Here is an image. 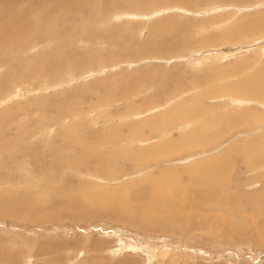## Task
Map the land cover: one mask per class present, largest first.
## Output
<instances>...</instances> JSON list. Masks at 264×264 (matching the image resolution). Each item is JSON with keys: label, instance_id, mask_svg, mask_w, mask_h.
I'll return each instance as SVG.
<instances>
[{"label": "rangeland", "instance_id": "1", "mask_svg": "<svg viewBox=\"0 0 264 264\" xmlns=\"http://www.w3.org/2000/svg\"><path fill=\"white\" fill-rule=\"evenodd\" d=\"M54 1H46L30 20L20 15L26 11L24 1L19 3L22 9L12 6V11L8 9L0 18V29L14 22L32 27L31 40L23 53L19 44L9 36L5 38L8 42L4 41L5 35L0 33V264H264V166L254 172L247 168L251 165L245 159L252 161L250 158L234 156L235 147L252 141L258 144L251 148L253 151L264 152V101L228 97L223 78L219 77L227 69H234L230 81L236 83L264 67V31L253 30L238 38L237 31H232L242 22L264 17V0H172L167 4L165 0H154L153 3L163 5L145 6L144 13L131 12L135 5L132 0H81L78 7V1L74 4L64 0L60 6L51 4ZM67 4L75 14L60 17L57 11L53 28H45L43 20L49 18L50 10ZM163 21L170 23V33L178 31L180 50H155L165 38ZM149 49H153L152 55L145 53ZM80 60L82 66L78 65ZM42 73L46 76L44 81ZM110 92L115 94L108 106L97 103L98 98L105 99ZM212 93L214 97H210ZM185 102L193 103L188 105L192 107L190 112L177 113L181 115L177 122L164 127L160 116ZM227 113L244 115L245 125L225 132L222 122ZM102 117L112 126H104ZM212 117L221 118V122L214 127L203 126ZM118 119L130 122L121 123ZM74 125L81 133H71ZM159 128L167 132L157 135L154 132ZM193 130L201 139L210 135L218 138L203 147H179L165 156L167 160L163 156L153 157L154 160L144 157L148 149L152 156L160 155L163 142L177 141ZM64 133L82 135L102 160H86L88 153L77 147L59 151L63 142L58 136ZM113 133L122 139L118 148L111 147L109 153L100 147L105 144L103 139ZM132 139L134 144L130 145ZM139 153L143 154V162L138 166L132 158ZM223 155L227 161L221 163L222 170L232 189L222 197H255L262 205L231 201L234 209L228 211L217 209L215 201L197 212L188 206L201 195L196 192L192 199V195H185L186 187L181 190L167 184V189L162 184L161 189L158 187V209L149 207L147 199L145 204L136 206L147 212L132 206L131 200L138 196L147 195L149 199L150 186L144 182H155L153 175L170 169L169 172H179L182 184L187 185L188 180L194 179L188 175L192 166L207 165ZM92 169L96 170L95 175ZM209 171L196 178H220V172L214 175ZM107 186H126L125 195L131 205L125 208H132L134 216L124 213L133 219L132 223L113 214L82 216L73 209L71 199L78 188L96 190ZM119 197L120 192L116 198L122 202ZM4 204L8 206L3 207ZM73 205L77 207L74 202ZM164 222L169 224L166 229L162 227Z\"/></svg>", "mask_w": 264, "mask_h": 264}, {"label": "bare ground", "instance_id": "2", "mask_svg": "<svg viewBox=\"0 0 264 264\" xmlns=\"http://www.w3.org/2000/svg\"><path fill=\"white\" fill-rule=\"evenodd\" d=\"M20 1H24L25 3H24V5H22L23 6V9L25 8L26 9V11L23 13V14H20L24 19H28L29 18V20H30V17L32 18L33 16H37V14L38 13H36V11H38V9H39V7H41V6H43L44 4H45V2L46 1H49V0H0V18H1V16H4L5 14H6V12H7V10L9 9H11V11H12V6H15L17 9L20 7L21 8V6H19V3H20ZM36 1V3L34 4L33 2H35ZM51 1V0H50ZM76 1H78L77 2V4L75 5V7H78L79 6V2L81 1V0H70V2H72V3H76ZM83 1V0H82ZM166 1V4L167 3H169L170 1H172V0H165ZM183 1H185V0H183ZM64 2V0H61L60 2H57L56 3V0L54 1V2H52L51 4H55V5H58V6H60V5H62V3ZM69 2V3H70ZM91 2V1H90ZM128 2V1H127ZM154 2V0H132L131 1V3H135V5L131 8V12H134V13H144L143 12V8L145 7V6H149V7H152V8H155L156 6H158V5H163V4H157L156 2V4L155 3H153ZM186 2H190V1H186ZM33 4L34 5H36L35 7H33ZM91 4V3H90ZM128 4H129V2H128ZM21 5V4H20ZM84 5V4H83ZM92 5V4H91ZM72 6L71 5H64V6H62V8H60L59 10H50L51 11V13L49 14V18H45V20H43L44 21V23H45V28L47 27V26H54V24L52 23V22H54L55 20V14L54 13H56L57 11L59 12V16L61 17L62 15L63 16H67V14H69V16H72V15H74L75 14V10H74V8H71ZM32 9V12H30V13H28V10L29 9ZM91 8V7H90ZM22 9V8H21ZM43 10H44V12L47 10V9H44V8H42ZM79 10H80V8H79ZM120 11V10H119ZM130 10H128V12H129ZM39 12H40V10H39ZM43 12V11H42ZM12 13V12H11ZM16 13H18V12H16ZM10 14V13H9ZM124 14H125V11H124ZM89 15H91V14H89ZM128 15H130V13L128 14ZM93 16H94V14H93ZM17 17V16H16ZM15 17V18H16ZM44 16L42 15V18H43ZM91 17V16H90ZM19 18V17H18ZM20 19V18H19ZM23 19V20H24ZM39 19H41V18H39ZM90 19V18H89ZM11 20H14V19H11ZM11 20H9V21H11ZM21 20V19H20ZM95 19H93V21H94ZM5 21V20H4ZM28 21V20H27ZM18 22V21H17ZM30 22V21H29ZM5 23V22H4ZM12 23V22H11ZM22 23V22H21ZM26 23V22H25ZM91 23H93L92 21H91ZM1 24V23H0ZM6 24H8L7 22H6ZM162 25H163V28H164V34H163V36H162V38L165 36V38L164 39H162L161 40V44H160V46H158L157 48H155V50L156 49H161V50H163V51H168V52H174V51H177V50H180L181 48H182V45H180V43L182 44V42H179L178 43V40H179V35H178V31H176V32H174V31H172L171 33L169 32V29H171L170 27H169V25H170V23L168 22V21H163L162 22ZM139 26H141V25H139ZM84 27V26H83ZM86 27H87V25H86ZM182 27V26H181ZM180 27V28H181ZM53 28V27H52ZM219 28V27H218ZM40 29V28H39ZM95 29V28H94ZM177 30V29H176ZM253 30L254 31H257V32H261V31H264V17H261V18H259V19H255V20H252V21H247V22H242V23H240V24H238V25H236L234 28H233V30L232 31H237V35L235 36V37H237L238 38V36H241L242 34H245V33H252L253 32ZM36 31V30H35ZM92 31V30H91ZM95 31V30H94ZM30 32H32V27L31 26H21V24H20V22L19 23H16V22H14V23H12V24H10V25H8V26H5V27H3V28H1L0 29V33L1 34H3V35H5L4 36V41H7V40H5V38H6V36H9L10 38H11V40L12 41H15V43L16 44H19L20 45V51L23 53L25 50H24V48L25 47H28L27 45H28V40H31V35H30ZM87 32V31H86ZM35 33V32H34ZM89 33V32H88ZM255 33V32H254ZM227 34V33H226ZM65 36V35H64ZM249 36V35H248ZM250 36H251V34H250ZM182 37V36H181ZM260 37V36H259ZM114 40H116V39H114ZM177 41V42H173V43H171L170 41ZM8 42V41H7ZM212 42V41H211ZM234 42V41H233ZM6 43V42H5ZM141 43H142V41H141ZM206 43V42H205ZM18 45V46H19ZM189 45V43L187 44V46ZM191 45V44H190ZM196 45V44H195ZM1 46V45H0ZM139 48V47H138ZM137 49V48H136ZM151 50H153V49H149V50H147V51H145V53L146 54H149V55H152V52H151ZM232 51V50H231ZM2 52H4L3 50H2ZM40 52V51H39ZM189 52H192L191 50L189 51ZM17 53V52H16ZM15 54V53H14ZM137 54V53H136ZM176 54V53H175ZM189 54V53H188ZM125 55V54H124ZM123 55V56H124ZM139 55V54H138ZM199 55V54H198ZM120 56V55H119ZM5 57V56H4ZM140 57V56H139ZM197 57V56H196ZM8 58V57H7ZM6 58V59H7ZM140 59V58H139ZM146 59V58H145ZM1 60H2V58H1ZM259 61V60H258ZM246 63V62H245ZM44 65V64H43ZM46 65V64H45ZM44 65V66H45ZM78 65L79 66H82V63H81V60L78 62ZM84 65V64H83ZM82 68V67H81ZM222 69V68H221ZM237 69V72H239L240 70H241V68H240V70H239V67L238 68H236ZM260 69V68H259ZM258 69V70H259ZM239 70V71H238ZM213 71L214 70H212V75L215 73H213ZM233 71H234V69H231V70H226V71H224V72H222L223 74H221L219 77L220 78H223L222 79V83H224V90H225V93L227 94V96L228 97H234V98H239V99H244V100H253V101H264V67L261 69V70H259V71H256V73H254L253 74V76H250V77H248V78H246V79H244V80H241V81H239V82H236V83H234V82H232V81H230V78L231 77H234V75H233ZM191 73V72H190ZM208 73H210V72H208ZM192 74V73H191ZM199 74V73H198ZM207 74V73H206ZM176 75V74H175ZM174 75V77H176ZM189 75V74H188ZM197 75V74H196ZM195 75V76H196ZM208 75V74H207ZM173 76V75H172ZM181 76V75H180ZM186 76V75H185ZM185 76H183V78L182 79H185L184 77ZM202 76V75H201ZM214 76V75H213ZM22 77H24V79H26V75H22ZM168 77H170V76H168ZM199 77V76H198ZM197 77V78H198ZM204 77V76H203ZM202 77V78H203ZM208 77V76H207ZM41 78H43V81H44V79L46 78V76L42 73L41 74ZM170 78H173V77H170ZM193 78V77H192ZM196 78V77H195ZM202 78H201V80H202ZM210 78V77H209ZM175 80H176V78H174ZM181 79V77L179 78V80ZM199 79V78H198ZM218 79V76L216 77V79L215 80H217ZM178 80V79H177ZM194 80V79H193ZM204 80H205V78H204ZM204 80H202L203 82H204ZM208 80V79H207ZM211 80V79H210ZM172 80L170 79V82H171ZM183 81H186V80H183ZM182 81V82H183ZM190 81V80H189ZM206 81V80H205ZM173 82V81H172ZM200 82V81H199ZM117 83V82H116ZM193 83V82H192ZM191 83V84H192ZM209 83V82H208ZM181 84V83H180ZM206 85H208L207 84V82L205 83ZM174 85H176L175 84V82H174ZM188 85H189V83H188ZM210 85V84H209ZM205 86V85H204ZM193 87V86H192ZM207 88H208V86H207ZM214 88V87H213ZM112 89V88H111ZM116 88H114V90H115ZM197 89V88H196ZM202 89V88H201ZM204 90L206 89V88H203ZM185 90H186V88H185ZM196 91V90H195ZM188 92V91H187ZM197 92V91H196ZM192 93H194V92H192ZM203 93V92H202ZM208 93V92H207ZM211 93V92H210ZM115 93H113V92H110L109 94H106L107 96L105 97V99H103V98H98L97 100L99 101V102H97L98 104H104V105H109L110 104V100H111V97L114 95ZM195 94V93H194ZM197 94V93H196ZM195 94V95H196ZM186 95V94H185ZM219 95V93L217 94V96ZM173 96H175V95H169L168 97L170 98H172ZM177 96V95H176ZM193 96V95H192ZM197 96V95H196ZM206 96H208V95H206ZM221 96V95H220ZM205 97V96H204ZM210 97H214V95H213V93H212V95L210 96ZM186 98V97H185ZM202 98V97H201ZM222 98V97H221ZM141 99V98H140ZM184 99V98H183ZM188 99H189V97H188ZM195 99V98H194ZM207 99V98H206ZM233 100V99H232ZM186 101V100H185ZM210 102H211V100H210ZM63 104H65V103H63ZM189 104H193V103H184V104H178L176 107H174L169 113H164L163 115H161L160 116V118H161V121H163V126L165 127L166 126V124H167V126L168 125H170V124H175V122H177V118L179 117V116H181V115H178L177 113H180V112H187V111H189L192 107L191 106H188ZM250 104V103H249ZM66 105V104H65ZM254 105V104H253ZM60 107V106H59ZM208 109V108H207ZM199 111V110H198ZM206 111V110H205ZM190 112V111H189ZM203 111L201 110V113H202ZM195 113V112H194ZM199 113H200V111H199ZM87 114V113H86ZM142 114V113H141ZM187 114V113H186ZM192 114V113H191ZM198 114V113H197ZM196 114V115H197ZM256 114V113H255ZM88 115V114H87ZM135 115V114H134ZM150 115V114H149ZM200 115V114H199ZM45 116V115H44ZM136 116V115H135ZM182 116H184V115H182ZM198 116V115H197ZM203 116V115H202ZM145 117V116H144ZM148 117V116H147ZM185 117H189V115H185ZM257 117V116H256ZM135 118V117H134ZM190 118V117H189ZM202 118V117H201ZM224 118H225V121L224 122H222L223 123V125H224V131L225 132H230V131H233V130H235V129H237V128H239V127H242L243 126V124H244V115H242V114H236V113H227V114H225V116H224ZM80 119V118H79ZM200 119V118H199ZM253 119H255L254 117H253ZM104 120V121H103ZM114 120H117V119H114ZM119 121H122L121 119H118ZM179 120H180V118H179ZM185 120H186V118H185ZM4 121V120H3ZM2 121V122H3ZM44 121V120H43ZM102 124L104 125V126H106V125H111L112 126V124H110L109 123V121L108 120H105V119H103V117H102ZM187 121V120H186ZM185 121V122H186ZM189 121V120H188ZM251 121V120H250ZM262 121V120H261ZM130 122V120H125V121H122L121 123H129ZM201 122V121H200ZM221 122V118H217V117H212V118H210V119H207L206 121H205V123L203 124V126H210V127H214V126H217L219 123ZM193 123V122H192ZM198 123V122H197ZM195 124V123H194ZM114 125V124H113ZM115 125H119L118 124V122H116L115 123ZM192 125V124H191ZM245 125V124H244ZM74 126H76V125H74ZM195 126H196V124H195ZM199 126H201V125H199ZM30 127V126H29ZM264 127V126H263ZM78 129V127L76 126V127H74V131H72L71 133H73V134H75V132H77L78 134L79 133H81V132H78V131H80V130H77L76 131V129ZM133 128V127H132ZM119 128H117V130H118ZM196 130V129H195ZM195 130H193L192 132H190L189 134H187V135H184V136H182V137H180L179 139H177V141H173V142H169L168 143V140H167V142L165 141V142H163V143H165L163 146H161V147H159V148H161V150H160V155H157V156H152V151L151 152H149L148 153V151L149 150H151V149H148L147 151H144L145 153L147 152V154H146V156H144L146 159H148V160H154L153 159V157L154 158H156V157H159V156H163L164 158H165V156L166 155H170V154H172V153H174V152H176L177 150L176 149H178L179 147H186V146H196V147H203V145H205V144H207V145H209L211 142H213L214 140H216L218 137H216V135H210V136H207L206 138H204V139H201V137L200 136H197V134H196V132H195ZM264 131V130H263ZM141 132H143V130H141ZM162 129L161 128H159L156 132H154V133H156L157 135H160L161 136V134H162ZM167 131L165 130L163 133H166ZM31 134H34V133H32V132H30ZM22 134V133H21ZM24 134V133H23ZM29 134V133H28ZM106 134V133H105ZM118 133H113V134H111V135H109L110 137H106V138H104L103 140H104V145L103 146H101L100 148H104V149H106L109 153H110V149H111V147H116V148H118L117 147V144L121 141V139H118L117 138V135ZM151 134V133H150ZM27 135V134H26ZM30 135V134H29ZM49 135V134H48ZM77 135V134H76ZM128 135H130L131 136V133L130 132H128ZM147 135H148V131H147ZM153 135V134H152ZM183 135V134H182ZM252 135V134H251ZM254 135V134H253ZM28 136V135H27ZM33 136V135H32ZM38 136V135H37ZM189 136H191V137H193V138H191L190 139V141L188 140V139H186V138H188ZM13 137V136H12ZM24 137V136H23ZM36 137V136H35ZM58 138L63 142L62 143V146H61V148H59V146H58V150L59 151H61V150H69V149H74V148H79V150H80V152H82V153H90V155H86V156H84V158L86 159V160H90V159H93V160H95L96 162H100L101 160H102V158H101V156H99V154H98V152L94 149V146H93V144L90 142V141H88V140H86L85 138H83L82 137V135H80V136H73L72 134H60L59 136H58ZM135 138V137H134ZM249 138V137H248ZM259 138H261L262 139V136L261 137H259ZM259 138L257 139V140H259ZM23 139V138H22ZM36 139V138H35ZM41 139V138H40ZM46 139V138H45ZM24 140H26V138L24 139ZM170 141V140H169ZM252 141V140H251ZM46 142H48V141H46ZM132 142V143H131ZM148 143H150V141L148 142ZM167 143V144H166ZM41 144V143H40ZM48 144V143H47ZM122 144H124V143H122ZM128 144V143H127ZM130 145L131 144H134V140L132 139V140H130V143H129ZM138 144V143H137ZM256 144H257V142L256 141H252V142H249V143H246V144H244V145H241V146H238V147H235L234 149H235V154H234V156H237V154L238 155H240V154H242L243 156H244V159L245 158H250L252 161H247L246 159H245V161L248 163V164H250L251 166H249V167H247L249 170H251V171H254V172H259V168L261 167V166H264V157H262V155L264 156V154H262V153H264V152H261V153H258V152H255V151H253L251 148H256ZM44 145V144H43ZM53 145V144H52ZM262 145V144H261ZM40 146V145H39ZM42 146V145H41ZM40 146V147H41ZM45 146V145H44ZM139 146V145H138ZM141 146V145H140ZM257 146H258V144H257ZM263 146H264V144H263ZM46 147H47V145H46ZM156 147V146H155ZM166 147H172V149L171 150H164V148H166ZM158 148V149H159ZM132 149V148H131ZM141 149H142V147H141ZM44 150V149H43ZM46 150V149H45ZM57 150V149H56ZM136 150V149H135ZM134 150V151H135ZM157 150V149H156ZM156 150H154V152L156 151ZM207 150V149H206ZM257 150V149H256ZM41 151H42V148H41ZM129 151V150H128ZM131 151V150H130ZM260 151V150H259ZM0 152H2V151H0ZM7 152V151H6ZM132 152V151H131ZM141 152V151H140ZM142 152H143V150H142ZM143 152V153H144ZM3 153V152H2ZM46 153H47V151H46ZM96 153V154H95ZM117 153V152H116ZM145 153H144V155H145ZM155 153H157V152H155ZM112 154H113V152H112ZM135 154H136V152H135ZM134 154V155H135ZM2 156H3V154H1ZM0 155V156H1ZM7 155V154H6ZM142 156H143V154H141V153H139L138 155H135L133 158H132V160H133V162H135V163H137V165L139 166L142 162H143V160H142ZM191 156V155H190ZM9 157V156H8ZM51 157V156H50ZM167 157V156H166ZM42 158V157H41ZM44 158V157H43ZM52 159H53V157H51ZM170 158V157H169ZM9 159V158H8ZM144 159V158H143ZM166 159V158H165ZM204 159V158H203ZM207 159V158H206ZM1 160V159H0ZM11 160V159H10ZM43 160V159H42ZM157 160H158V158H157ZM157 160H155V161H157ZM167 160V159H166ZM240 160V159H239ZM3 161H5V160H3ZM46 161V160H45ZM48 161V160H47ZM126 161V160H125ZM131 161V160H130ZM145 161V160H144ZM165 161V160H164ZM206 161V160H205ZM208 161V160H207ZM210 161V160H209ZM227 161V158H226V156L225 155H223V156H221V157H218V158H214V160L213 161H211L210 163H208L207 165H203V166H201V164H200V167H197V168H194L192 165H190V166H192V169L190 170L189 169V171H190V173H188V175L190 174V177L192 178V175H193V180H188L189 181V184H187V185H183L182 184V180H181V178H180V176H179V172L178 173H176L175 171H173V172H169V171H171L170 169H167L168 171H166V172H163L161 175H158V176H156V177H154V175H153V179L155 180V182H151V181H146L145 180V182L144 183H146V186H148V184H149V186H150V189H149V194L151 195L150 197H149V199H148V197H147V195L145 196V195H143L144 197H137L134 201H132L131 200V203H132V206H134V208H136L137 210H141L142 212H147L146 210H143L141 207H136V206H140V205H142V204H145V202H146V199H147V203L149 204V207H152V208H154V209H158L157 208V205H156V201H157V195H158V193H159V191H158V187L159 186H161L162 184H164L166 187H167V184H172V185H174V186H176V188L177 189H179V188H181L182 186H184V187H186L185 188V190H184V193H186L185 195H187V193L189 194V195H192L191 196V198L193 199V196L195 195V193L197 192V194H199V195H201V197L199 196L198 198H196V200H192L191 198V200L192 201H190V204H189V206L188 207H193V208H195V210L197 211V212H199L202 208H206L208 205H210L211 203H214L215 201H216V204H217V209H226V210H231V209H234L233 207H231V201H233L234 202V204H238V203H240V202H244V203H246V205H251V204H260V205H262L261 203H259V200L260 199H258V198H253V199H251V197H246V198H244V197H242L241 195H234V197H232V199L230 198V199H225L224 197H222V194L225 192V191H227V190H230V189H232V188H229V185L227 186V178H225V175H224V173H223V167H222V165H221V163H224V162H226ZM260 161H263V164H260ZM7 162V161H6ZM127 162V161H126ZM148 162V161H147ZM8 163V162H7ZM40 163V162H39ZM38 163V164H39ZM46 163V162H45ZM48 163V162H47ZM46 163V164H47ZM2 164V163H1ZM9 164H10V162H9ZM49 164V163H48ZM51 164V163H50ZM156 164H159V163H157L156 162ZM155 164V165H156ZM190 164H191V162H190ZM15 165V164H14ZM13 165V166H14ZM20 165V164H19ZM42 165V164H41ZM40 165V166H41ZM44 165V164H43ZM85 166H86V164H84ZM186 165V164H185ZM197 165H198V162H197ZM2 166V165H1ZM8 166V165H7ZM11 166V165H10ZM39 166V167H40ZM45 166V165H44ZM49 166V165H48ZM122 166H123V164H122ZM129 166V165H128ZM157 166V165H156ZM169 166V165H168ZM187 166H189V165H187ZM186 166V167H187ZM189 166V167H190ZM245 166V165H244ZM6 167V166H5ZM9 167V166H8ZM129 167H131V166H129ZM185 167V166H184ZM226 167H228V166H226ZM113 168V167H112ZM169 168V167H168ZM177 168V167H176ZM191 168V167H190ZM193 168L196 170H193ZM11 169V168H10ZM43 169H44V167H43ZM43 169H41L42 171L41 172H46V171H44ZM90 169V168H89ZM102 169V171H104L105 169H106V167H104V168H101ZM227 169V168H226ZM13 170H14V167H13ZM72 170V169H71ZM79 170V169H78ZM81 170V169H80ZM158 170V169H157ZM174 170H176V169H174ZM187 170H188V168H187ZM208 170H210L209 171V173L212 171V172H214V175L215 174H217L218 172H220V170H222L220 173H218L219 175H220V178H217L216 176V178H213V179H198V178H196V176L197 175H199V174H202L203 175V172L204 171H207V173H208ZM40 171V170H39ZM153 171V170H152ZM155 171V170H154ZM163 171H165V169H163ZM177 171V170H176ZM188 171V172H189ZM13 172V171H12ZM16 172V171H15ZM50 172V171H49ZM91 172L94 174V173H96V170L95 169H92L91 170ZM158 172H159V170H158ZM182 172V171H181ZM53 173V172H52ZM51 173V174H52ZM87 173V172H86ZM157 173V172H156ZM155 173V174H156ZM194 173H195V176H194ZM42 174V173H41ZM41 174H39L40 176H41ZM85 174V173H84ZM88 174V173H87ZM143 174V173H142ZM185 174V173H184ZM228 174V173H227ZM43 175V174H42ZM46 175V174H45ZM45 175H43V177L45 176ZM50 175V173L47 175V177H50L49 176ZM81 175V174H80ZM95 175V174H94ZM99 175V174H98ZM146 175V174H145ZM151 175V174H150ZM165 175V176H164ZM205 175V174H204ZM12 176V175H11ZM40 176H39V178H40ZM147 176V175H146ZM148 176H149V174H148ZM206 176V175H205ZM46 177V178H47ZM52 177V176H51ZM59 177V176H58ZM82 177V176H81ZM140 177V176H139ZM199 177H200V175H199ZM10 178V177H9ZM45 178V179H46ZM74 178V177H73ZM131 178V177H130ZM134 178V177H133ZM187 178V177H186ZM31 179V178H30ZM32 179H33V177H32ZM75 179V178H74ZM82 179V178H81ZM88 179H89V177H88ZM188 179H190V178H188ZM198 179V180H197ZM9 180V179H8ZM37 180V179H36ZM50 180V179H49ZM83 180V179H82ZM53 181V180H52ZM135 181H136V179H135ZM231 181V180H230ZM229 181V182H230ZM48 182V181H47ZM84 182V181H83ZM83 182L81 183L82 185H83ZM131 182H133V181H131ZM232 182V181H231ZM49 183V182H48ZM135 183V182H134ZM142 183V182H141ZM140 183V184H141ZM263 185H264V178H263ZM54 184V183H53ZM85 184V183H84ZM120 184V183H119ZM127 184V183H126ZM139 183L137 184V185H140ZM184 184H185V182H184ZM50 185V184H49ZM136 185V184H135ZM136 185V186H137ZM10 186V185H9ZM128 186H130V185H128ZM134 186V185H133ZM171 186V185H170ZM53 187V186H52ZM126 187V186H125ZM125 187H118L117 189H115V188H112V187H100L99 189H96V190H92V189H90L89 187H82V188H78L77 189V194H76V196L75 197H73V199H71L72 200V207H73V209L77 212V213H79L80 215H94V216H99V215H105V214H108V215H111V214H113V216H116V217H123V219L124 220H126V221H128V222H131L132 223V221H133V219L131 218V217H129V216H127L124 212H126V213H130L131 212V215L132 216H134V212H133V209L132 208H125L127 205H131V203H130V200H129V198L125 195L126 193H125ZM141 187H142V184H141ZM172 187V186H171ZM69 188V187H68ZM139 188V187H138ZM160 189L162 188V186L161 187H159ZM133 189V188H132ZM166 188H164V190H165ZM167 189H168V187H167ZM166 189V190H167ZM170 189V188H169ZM175 189V188H174ZM193 189V190H192ZM134 190H135V187H134ZM138 190H141L142 191V189H138ZM181 190H182V188H181ZM68 191V190H67ZM136 191V190H135ZM140 191V192H141ZM167 191H169V190H167ZM175 191V190H174ZM180 191V190H179ZM257 191H259V190H257ZM257 191H255V192H257ZM75 192V193H76ZM118 192H120V199L122 200V202L124 201V203H122V202H119L118 201V199L116 198V193H118ZM143 192V191H142ZM177 192V191H176ZM148 193V192H147ZM160 193H161V191H160ZM160 193H159V195H160ZM170 193V192H169ZM178 193V192H177ZM180 194H181V191L179 192ZM183 193V192H182ZM183 193V194H184ZM183 194H181V195H183ZM196 194V195H197ZM176 195V194H175ZM217 195V196H216ZM227 195V194H226ZM172 196H173V194H172ZM263 196H264V190H263ZM136 197V196H135ZM159 197V196H158ZM161 197V196H160ZM170 197H171V195H170ZM178 197V196H177ZM181 197V196H180ZM197 197V196H196ZM260 197H262L261 195H260ZM167 198H168V196H167ZM173 198V197H172ZM160 199V198H159ZM170 200H171V198H169ZM181 199H183V197L181 198ZM180 199V200H181ZM178 200V199H177ZM206 200H209V202L208 201H206ZM160 201H161V199H160ZM166 201V200H165ZM182 201H185V200H182ZM189 201H188V203H189ZM73 202L76 204V206L77 207H74V205H73ZM164 202V201H163ZM167 202V201H166ZM172 202H175V201H173L172 200ZM178 202V201H177ZM176 202V203H177ZM186 202H187V200H186ZM185 202V203H186ZM230 202V203H229ZM168 204L170 203V202H167ZM176 203H173V206H174V204H176ZM180 202H178L177 204H179ZM243 203V204H244ZM182 204V203H181ZM230 204V205H229ZM23 205V204H22ZM164 205H165V203H164ZM180 205V204H179ZM245 205V204H244ZM5 206H8V205H6V204H4V206L3 207H5ZM65 206V205H64ZM161 206V205H160ZM162 206H163V203H162ZM169 206V205H168ZM176 207H177V205H175ZM183 206H185V205H183ZM2 207V208H3ZM175 207V208H176ZM254 207V209L255 208H259V206H253ZM66 208V207H65ZM169 208H170V206H169ZM246 208V207H245ZM20 209V208H19ZM163 209V208H162ZM176 209H178V208H176ZM215 209V208H214ZM15 210V209H14ZM17 210V209H16ZM150 210V209H149ZM165 210L166 209H163V211L165 212ZM173 210V209H172ZM225 210V212H228V211H226ZM253 210V209H252ZM1 211V210H0ZM238 211V210H237ZM72 212V211H71ZM155 212H157V211H155ZM163 212V213H164ZM170 212V211H169ZM191 212L193 213L194 212V210H191ZM191 212H187V214L188 215H191ZM220 212V211H219ZM224 212V211H223ZM1 213V212H0ZM140 213V212H139ZM151 214H152V212H150ZM142 214V213H141ZM145 214V213H144ZM143 214V215H144ZM216 214V213H215ZM148 215V214H147ZM218 215V214H217ZM142 216V215H141ZM146 216V215H145ZM219 216V215H218ZM152 217V216H151ZM153 217H155V215H153ZM140 218V217H139ZM147 218V217H146ZM145 218V219H146ZM155 218H157V217H155ZM218 218V217H217ZM216 218V219H217ZM149 219V218H148ZM153 219V218H152ZM169 220V219H168ZM146 221H148V220H146ZM159 222V221H158ZM169 222V221H168ZM146 223V222H145ZM155 223V222H154ZM157 223V222H156ZM160 223V222H159ZM162 223V222H161ZM164 225L162 226L163 228H167V226L169 225L167 222H164L163 223ZM143 226V225H142ZM156 226H159L158 224H156ZM161 226V225H160ZM158 228V227H157ZM163 228H161V229H163ZM181 228V227H180ZM3 257V256H2ZM6 257V256H5ZM6 259H7V257H6Z\"/></svg>", "mask_w": 264, "mask_h": 264}]
</instances>
